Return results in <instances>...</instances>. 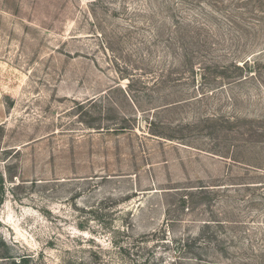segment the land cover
<instances>
[{
  "label": "rangeland",
  "instance_id": "1",
  "mask_svg": "<svg viewBox=\"0 0 264 264\" xmlns=\"http://www.w3.org/2000/svg\"><path fill=\"white\" fill-rule=\"evenodd\" d=\"M0 264H264V0H0Z\"/></svg>",
  "mask_w": 264,
  "mask_h": 264
},
{
  "label": "trees",
  "instance_id": "2",
  "mask_svg": "<svg viewBox=\"0 0 264 264\" xmlns=\"http://www.w3.org/2000/svg\"><path fill=\"white\" fill-rule=\"evenodd\" d=\"M216 66H218V65H216ZM240 68V67H239ZM197 74V73H196ZM217 155H220V156H222L223 158H226V159H228L226 156H224V155H222V154H219V153H216ZM230 158V157H229ZM230 159H232L234 162H235V160H237V159H235V158H233V157H231ZM239 185H241V186H244L245 184H244V182H242V183H232V186H230V187H237V186H239ZM215 186H219V185H215ZM200 191H202V192H207V191H204V190H208V188H205V187H201V189H199ZM196 258L197 259H200V260H202V258L201 257H199L198 255H196ZM28 260H27V258L25 257V258H22V262L23 263H26ZM22 262H20V263H22Z\"/></svg>",
  "mask_w": 264,
  "mask_h": 264
}]
</instances>
